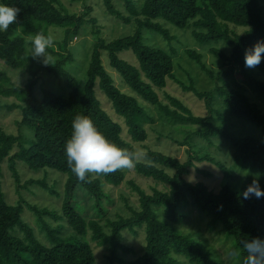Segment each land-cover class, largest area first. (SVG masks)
Here are the masks:
<instances>
[{
    "label": "trees",
    "instance_id": "trees-1",
    "mask_svg": "<svg viewBox=\"0 0 264 264\" xmlns=\"http://www.w3.org/2000/svg\"><path fill=\"white\" fill-rule=\"evenodd\" d=\"M81 1L84 8L75 10ZM89 1L0 0L20 9L16 23L0 32V94L14 99L4 104L21 112L17 134L0 124V264H98L93 244L107 245V264H182L181 258L192 264H242L241 241L264 237V198L244 200L239 195L255 178L264 187V79L256 73L264 77V61L254 69L244 66L245 50L264 40V0H96L112 19L130 26L112 40L102 36L99 18L91 15L96 6ZM86 22L93 23L97 39L80 53L72 41L82 35ZM188 31L201 45L223 41L224 50L209 49L229 64L227 69H210L203 54L189 47V37L183 35ZM36 34L53 37L46 50L49 65L30 57V41ZM183 48L214 82L212 89H199L192 76L189 83L177 76L176 58ZM105 52L112 71L103 62ZM13 71L30 77L21 85L13 80ZM170 81L203 101L206 114H197L186 96L167 93ZM97 89L110 105L103 106L106 99ZM161 93H166V101ZM157 114L191 128L183 141L175 139L188 146L187 160L147 143V125L157 123ZM78 115L90 118L121 149L142 153L134 167L87 174L86 182L80 181L64 152ZM233 117L254 127L242 122V131L236 132L228 124ZM23 127L34 136L24 133ZM166 135L159 133L160 138H169ZM211 148L215 153L208 152ZM205 161L215 170L201 167L199 163ZM19 162L29 169L49 167L67 175L64 217L76 235H90L92 243L77 240L76 235L63 237L44 220L47 215L54 217L47 207H29L38 215L44 237L23 219L27 201L24 197L17 204L8 201L5 168L18 194L32 184L50 191L54 185L47 177L22 176ZM130 170L155 183L150 192L136 182L137 177L127 178ZM195 171L199 177L193 176ZM207 177L218 184L207 182ZM122 185L137 201L123 193L126 210L113 215L114 191ZM194 212L206 217L202 219L209 232L213 230L212 244L202 228L196 233L204 241L179 230ZM44 238L49 245L42 242ZM220 238L231 243L224 242L228 259L217 247Z\"/></svg>",
    "mask_w": 264,
    "mask_h": 264
},
{
    "label": "rangeland",
    "instance_id": "rangeland-1",
    "mask_svg": "<svg viewBox=\"0 0 264 264\" xmlns=\"http://www.w3.org/2000/svg\"><path fill=\"white\" fill-rule=\"evenodd\" d=\"M82 2V5H81ZM79 2L74 9L81 11L83 6V1ZM89 2H91L92 4H95L96 8L93 14L91 15H95L96 17H98V22L102 28V36L105 37L107 40H112L115 38H118L120 36H123V28H126L127 30H129L130 26L127 25H123L122 23L120 24L119 22L115 21L114 19H112V15L109 14L105 7L104 4H97V1L94 0H90ZM92 17V16H88ZM132 25V24H129ZM85 30L82 33V35L80 37L74 38V40L72 41V46H77V49L80 51V53L83 52L84 47L86 46H90L91 44H93V41L96 38L95 34L93 33V23L91 22H86L85 23ZM103 26V27H102ZM183 35L189 37V47H191L192 49H196L198 51H200L203 54L204 57V61H206V64L208 65V67L210 69H213L215 72L221 71V70H226L227 67L229 66L228 63H223V61H220L217 57L214 56V54H212L210 52L209 47L210 46H214L217 48H221L222 50H224V42L223 41H215L212 42L211 44H205V45H201L200 43H197L192 37H191V32L188 31L186 32V34L183 33ZM56 37H60V33L58 32L57 34H55ZM184 43H186L187 41L182 40ZM226 53H229L228 49L225 50ZM129 53L128 51H125L123 53ZM181 55L176 58V67H175V73L177 74V76L183 80L186 81V83H189V79L190 76H192L193 78H195V83L197 85V87L201 90H210L214 87V82L211 80V78L206 74L205 71H203V69L200 68V66L192 59H189L188 55L185 53V49L183 48L181 51ZM122 53H120L121 55ZM81 56V55H79ZM129 56L130 61L132 63H137L136 62V58L133 55L128 54L127 57ZM78 58V57H77ZM103 62L106 65L108 71H112L111 69H113L109 63V58H108V54L105 52L104 55L102 56ZM13 70V69H10ZM79 72H83L82 70H79ZM116 73V72H115ZM257 75L261 78L264 79L263 75H260L258 72H256ZM118 73L115 74V76L117 77ZM12 78L14 81H16L19 84H24L26 82L27 79H29V75H23L18 71H13L12 72ZM167 93L174 95V96H186L187 101L190 103L191 107L193 108V110L197 113V114H206V109L204 106V102L200 101L199 99H197L194 96H188L187 94H184L182 88L180 87V85L176 82L170 81L167 88ZM97 92H101L99 89H97ZM102 95L105 97V101L102 99L103 101V106L104 103H108V98L106 96L105 93L101 92ZM100 95V94H99ZM161 98L162 100L166 101V93H161ZM220 101V99H218ZM0 101H1V105H0V124L3 125V127H5L7 129V131L12 132L17 134L20 130L19 125H18V121L21 118V112L19 109L13 108L10 109L8 106H6L4 103H12L14 101V99L12 98H8V97H3V95L0 94ZM111 104V103H110ZM109 104V105H110ZM153 111H156L158 113V110L156 108V110L153 108ZM157 118L158 121L155 124H148L147 128L149 131V139L147 141V143L149 145H151L154 149L157 150H161L167 154H170L174 157H177L178 159H180L181 161H185L188 159L189 153H188V146L186 145H179L176 140L179 141H183L185 136H186V132L191 129L190 127L186 126V125H182L179 123H174L171 120L165 118V116H161L160 114H157ZM233 120L232 123L229 121V127L232 130H235L236 132H240V130L237 129H241L242 131V125L244 122L245 125L247 126H252L254 127L252 124H248L246 121H242L241 123L238 122L240 120H238L237 118L231 119ZM237 120V121H235ZM247 128V127H246ZM21 130L26 133V134H30L29 137H33V131L30 129H26L25 127L21 128ZM246 130L251 131V127H248ZM28 132V133H27ZM159 133H162L164 135L168 134L171 135L172 137L169 138H165L159 137ZM199 143L201 144H205L206 142L204 140L201 139H197ZM143 147L140 144V148ZM211 152H214V148L208 149ZM214 153H212L214 155ZM219 157H221L219 155ZM233 162V161H232ZM230 160V163H232ZM209 162H204V163H199L200 166L202 167L203 165H205V167H211L212 170H215V167L208 164ZM19 168H20V174L24 177L27 178H45L47 177V179L49 180V182L54 185L53 190L50 191L49 189H39L37 185H30L28 188L24 189L21 188V192H17V186L14 182L13 177L10 174V171L5 168V174H6V189L4 188V192L6 194V196L8 195L9 199L8 201L12 204H17L18 200L21 197H24L27 201V203L24 205L23 207V213H22V217L23 219L32 227L35 229V231L37 232L38 235H40L41 237H44V232H41V226L38 223V215H33L32 211L29 209L30 205H37L40 208H44L47 207L51 212H53L54 217H52L51 215H47L46 217H44V220L50 224L51 226H53V229L58 230L59 232H61V235L63 237H73L76 234L74 233L72 227L69 225V223L66 221V218L64 217L63 211H62V205H63V190L65 189V182H66V177L67 175L65 173H62L60 171H55L49 167L46 168H39V169H29L25 167V164H23V162H19ZM22 168V169H21ZM22 170V171H21ZM196 175L199 177V173H197L195 171V174H193V176ZM215 172L213 177H215ZM136 182L139 183L142 187H144L147 191H151V188L153 186H155V183L151 180H146L143 177H139L137 175V173L134 170H130L127 173V178H135ZM207 180V182L210 183H214V184H218V181H215L212 178H204ZM241 186V184H239ZM160 187V186H159ZM162 188V187H160ZM115 195H116V199H114L115 204L114 207L112 208V214L114 215L116 213V211H125L126 208L124 207V200L122 198V194L125 193V195L127 197H129V199L131 201H137V197L132 193V196L130 195L131 190L127 189L126 187H124L123 185L119 188L115 189ZM202 218H206L205 216L203 217V215L194 212L192 214V216L189 217L188 223L185 226H182L181 229L179 228V230L181 231H186V232H191L194 233L195 236L198 239H203V237L199 234H197V230L198 228H202V232H204V237L207 238L209 240V243L212 244L213 243V230H211L209 232V230L207 229L205 222L206 220H203ZM190 222V223H189ZM202 225V227H201ZM90 236V235H89ZM88 235L86 236H78L76 235V239L80 240V241H88L91 242V239ZM140 236V235H139ZM138 236V237H139ZM132 239L135 237L131 236ZM137 237V238H138ZM222 238V237H221ZM218 240V242H216L217 247L219 249V251L222 253V257L227 258V254L225 253V244L226 245H230V241H225V240ZM42 242L46 245L50 244V241L47 238L41 239ZM136 241V240H134ZM204 241V239H203ZM224 242H226L224 244ZM92 243V242H91ZM207 244V243H206ZM107 245L105 246H95V244H93L94 247V254L96 256L97 262L98 264H107L108 262V258L107 255L109 254V250L108 248H106ZM138 247L140 248V245L138 244ZM133 255L137 254V251L133 248V250L131 251ZM181 261L183 262L182 264H192L187 258H181Z\"/></svg>",
    "mask_w": 264,
    "mask_h": 264
},
{
    "label": "clouds",
    "instance_id": "clouds-1",
    "mask_svg": "<svg viewBox=\"0 0 264 264\" xmlns=\"http://www.w3.org/2000/svg\"><path fill=\"white\" fill-rule=\"evenodd\" d=\"M20 9L0 3V32L16 23ZM30 57L42 65H49L47 49L53 45L52 36L36 34L32 37ZM264 61V40L257 41L244 52V66L254 69ZM67 164L80 181L87 174H107L119 169H131L142 153H130L110 142L87 116L78 115L72 121V132L64 147ZM239 195L244 200L264 198V187L258 178L247 184ZM244 249L242 264H264V237L252 236L241 241Z\"/></svg>",
    "mask_w": 264,
    "mask_h": 264
}]
</instances>
